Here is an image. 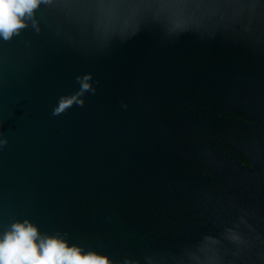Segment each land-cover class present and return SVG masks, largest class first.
Instances as JSON below:
<instances>
[{"label": "water", "instance_id": "1", "mask_svg": "<svg viewBox=\"0 0 264 264\" xmlns=\"http://www.w3.org/2000/svg\"><path fill=\"white\" fill-rule=\"evenodd\" d=\"M23 19L0 35V240L27 222L109 264H264V0Z\"/></svg>", "mask_w": 264, "mask_h": 264}, {"label": "clouds", "instance_id": "2", "mask_svg": "<svg viewBox=\"0 0 264 264\" xmlns=\"http://www.w3.org/2000/svg\"><path fill=\"white\" fill-rule=\"evenodd\" d=\"M40 2L41 0H0V35L9 39L25 27L23 18L31 17ZM89 87L88 78L85 77L81 82V91H86ZM74 99L75 97L62 98L53 114L63 112ZM4 143L7 141H0V144ZM37 236V228L31 223H14L12 230L0 240V264H109L107 257L92 252L82 254L78 247H70L59 238H42L37 242Z\"/></svg>", "mask_w": 264, "mask_h": 264}]
</instances>
